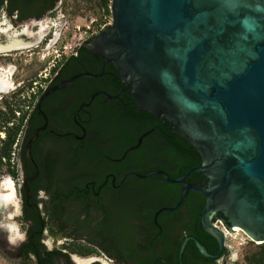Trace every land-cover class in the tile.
<instances>
[{
	"label": "flooded vegetation",
	"instance_id": "1",
	"mask_svg": "<svg viewBox=\"0 0 264 264\" xmlns=\"http://www.w3.org/2000/svg\"><path fill=\"white\" fill-rule=\"evenodd\" d=\"M55 1L27 9L23 1L0 0V177L14 182L16 202L0 206V252L17 264H181L189 238L184 264L233 262L228 239L238 229L224 209L209 211L207 198L191 189L166 210L183 190L169 178L199 167L203 157L163 111L139 107L134 82L103 50L87 46L113 20L89 26L46 76L27 84V56L37 58L49 35L56 44V31L67 26L63 19L46 27L43 38L41 29L33 32L56 13L62 0ZM13 41L18 45L8 47ZM195 160L200 164L186 168ZM187 182L209 188L211 179L194 171ZM212 228L225 233L222 249Z\"/></svg>",
	"mask_w": 264,
	"mask_h": 264
},
{
	"label": "water",
	"instance_id": "2",
	"mask_svg": "<svg viewBox=\"0 0 264 264\" xmlns=\"http://www.w3.org/2000/svg\"><path fill=\"white\" fill-rule=\"evenodd\" d=\"M111 12L113 23L87 46L103 50L134 82L139 107L163 111L203 157L199 167L169 178L183 190L166 210L178 208L191 189L199 191L209 211L224 209L235 230L264 243V0H112ZM54 16L33 32L41 29L43 38ZM82 75L50 88L42 101ZM194 171L210 177L209 188L187 182ZM5 177L0 206L9 208L15 187ZM210 230L222 249L224 231ZM188 240L180 247L181 264Z\"/></svg>",
	"mask_w": 264,
	"mask_h": 264
},
{
	"label": "rangeland",
	"instance_id": "3",
	"mask_svg": "<svg viewBox=\"0 0 264 264\" xmlns=\"http://www.w3.org/2000/svg\"><path fill=\"white\" fill-rule=\"evenodd\" d=\"M98 1L99 0H62L60 7L55 13L52 25L58 27L61 24V21L66 19L67 26L61 27L60 30L56 31L57 35L60 36L56 44H52L51 42L53 34L49 35L47 36V39H44L41 53L37 58L36 55L27 56L25 66L27 84H29V82L33 83L37 79L46 76L49 73L52 64L55 63L56 57L57 59L60 57L59 54H64L63 51H69L82 42L83 38L87 36L86 31H89V26L98 30L101 27L97 24L104 25V23L113 20L111 9L110 13H105L96 8L95 4ZM64 46L67 47V49ZM32 52L34 51H27L28 54H31ZM35 76H37V78H35ZM27 91L31 94L29 88H27ZM2 179L3 176L0 177V183ZM228 241L231 247L230 256L236 257V259L230 264H247L245 262V255L254 247L249 238H247L242 231H235L230 232ZM254 243L262 244L259 241H254ZM0 264L17 263L11 261L0 252Z\"/></svg>",
	"mask_w": 264,
	"mask_h": 264
},
{
	"label": "trees",
	"instance_id": "4",
	"mask_svg": "<svg viewBox=\"0 0 264 264\" xmlns=\"http://www.w3.org/2000/svg\"><path fill=\"white\" fill-rule=\"evenodd\" d=\"M15 1H23L26 4L27 9L34 7L37 4L42 3L44 0H15ZM60 0H56L55 3H58ZM112 1L111 0H99L95 6L99 11H103L105 13H110V6H111ZM94 9V8H93ZM102 21V19H101ZM14 140H11V142H7V146L11 145ZM197 157H199V152L195 151L194 152ZM200 164L198 161H188L187 162V167L190 168L193 165ZM253 248L250 249L246 255H245V262L247 264H264V243L262 244H255L252 242Z\"/></svg>",
	"mask_w": 264,
	"mask_h": 264
},
{
	"label": "bare ground",
	"instance_id": "5",
	"mask_svg": "<svg viewBox=\"0 0 264 264\" xmlns=\"http://www.w3.org/2000/svg\"><path fill=\"white\" fill-rule=\"evenodd\" d=\"M9 71V70H8ZM5 72V71H4ZM10 72L12 73L11 69H10ZM6 74V73H4ZM8 74V73H7ZM8 76V75H7ZM10 77V76H9ZM7 84V82H6ZM12 84V83H11ZM9 86V85H8ZM4 86L2 84H0V88H3ZM11 87V86H10ZM242 230L241 229H238V232H241ZM235 232V231H234ZM260 242V241H259ZM261 243V242H260Z\"/></svg>",
	"mask_w": 264,
	"mask_h": 264
},
{
	"label": "clouds",
	"instance_id": "6",
	"mask_svg": "<svg viewBox=\"0 0 264 264\" xmlns=\"http://www.w3.org/2000/svg\"><path fill=\"white\" fill-rule=\"evenodd\" d=\"M231 259L234 261V260L236 259V257H235V256H233V257H231Z\"/></svg>",
	"mask_w": 264,
	"mask_h": 264
}]
</instances>
